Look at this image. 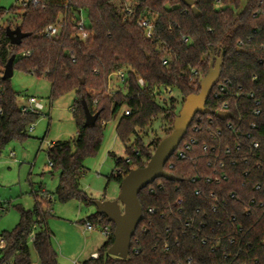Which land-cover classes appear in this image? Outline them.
I'll return each instance as SVG.
<instances>
[{"label": "trees", "instance_id": "obj_1", "mask_svg": "<svg viewBox=\"0 0 264 264\" xmlns=\"http://www.w3.org/2000/svg\"><path fill=\"white\" fill-rule=\"evenodd\" d=\"M240 5L241 0H193L191 6L180 0H38L11 7L6 20L0 5V155L11 142L28 138V128L43 115L22 113L18 92L10 79L2 78L14 55V71L49 81L51 100L74 96L75 137L55 141L46 151L51 173H58L52 195L61 202L93 205L80 179L85 158L100 148L107 121L123 107L130 111L121 113L115 125L124 157L109 152L115 170L106 180L120 185L131 169L146 165L173 128L178 102L170 97L167 104L160 103L162 90H177L183 103L199 92L213 55L222 59L220 77L205 104L210 112L193 118L178 147L184 157L174 153L164 167L176 179L158 178L138 195L143 218L128 256L108 253L114 225L95 211L82 222L107 225L110 234L97 258L81 264H264V0ZM79 12L87 18L86 39L69 28ZM140 17L152 21L151 38L136 26ZM59 22L64 29L46 37L45 28ZM6 28L29 35L13 45ZM119 68L128 69L126 83L108 91V75ZM83 102L97 114L93 125L85 124ZM224 109L232 116L223 120L216 112ZM158 116L165 125L163 135L146 145L138 131ZM51 215L48 194H35L31 209L20 208L18 223L0 235V264H32L29 242L38 264H58L47 226Z\"/></svg>", "mask_w": 264, "mask_h": 264}, {"label": "rangeland", "instance_id": "obj_2", "mask_svg": "<svg viewBox=\"0 0 264 264\" xmlns=\"http://www.w3.org/2000/svg\"><path fill=\"white\" fill-rule=\"evenodd\" d=\"M26 0H0L6 10L2 20L10 18L8 10L19 7ZM247 0H241V7ZM218 4L216 7H219ZM87 24L84 12L81 13ZM11 88L18 92V104L23 97L33 95L43 104V115L31 126L29 137L23 141L11 142L0 155V235L11 231L19 221L20 208L31 209L34 196L48 194L52 197V215L47 219V226L52 232L51 242L57 252L59 264H81L90 257L91 252L98 251L106 240L99 228L87 230L85 222H81L95 212V206L79 203L76 200L61 202L53 195L58 183V173H51L47 148L51 142L72 140L76 135V125L72 117L73 93L56 100H51V87L45 78L15 70L10 78ZM117 87H113V91ZM162 97L164 99H162ZM177 100L178 110L182 106V96L177 90L163 92L158 100L167 104L168 99ZM164 100V101H163ZM107 121L102 135L99 150L84 160L85 173L80 179L81 187L93 199H115L119 193V184L106 177L115 170V162L109 152L116 157H124V146L118 139L115 125L121 113ZM165 125L162 116L143 132L139 137L148 145L154 136H162ZM32 264H38V258L31 242L28 243Z\"/></svg>", "mask_w": 264, "mask_h": 264}, {"label": "water", "instance_id": "obj_3", "mask_svg": "<svg viewBox=\"0 0 264 264\" xmlns=\"http://www.w3.org/2000/svg\"><path fill=\"white\" fill-rule=\"evenodd\" d=\"M180 1L188 6L193 4V0ZM192 10L195 14H198L195 8ZM6 34L13 45L20 44L21 40L29 35V33H24L19 28H6ZM14 58L15 56L12 55L5 64L2 73L3 79H10L13 76ZM221 64V56L213 55L207 73L200 80L199 92L189 94L185 97L178 115L173 121L171 132L160 140L145 166L131 169L122 178L117 197L112 200H93L96 211L105 215L108 221L114 225L113 242L108 249L109 254L120 258H126L128 256L131 239L135 234L139 222L143 218L142 207L138 199L141 190L158 178L171 181L176 179L164 167L178 148L193 118L197 114L210 112L205 104L210 90L220 77ZM83 109L85 113V124L93 125L96 122L97 114H92L85 102H83ZM216 116L224 120L230 118L232 115L228 111H218Z\"/></svg>", "mask_w": 264, "mask_h": 264}, {"label": "built area", "instance_id": "obj_4", "mask_svg": "<svg viewBox=\"0 0 264 264\" xmlns=\"http://www.w3.org/2000/svg\"><path fill=\"white\" fill-rule=\"evenodd\" d=\"M37 4L38 3V0H26V1H23L22 2V6H26L27 4ZM136 26L140 29H142L144 31V34H145V37L146 38H151L152 37V34H153V24H152V21L147 18V17H140L136 20L135 22ZM87 27V24L83 21L82 17H81V13L79 12L78 13V17L73 20V24L70 25V30L74 33H76L80 39H86L88 37V31L86 29ZM64 29V24L62 22H59V23H56V24H50L48 25L45 30H44V34L46 37L50 38V37H55L57 36L61 30ZM163 63L165 64L166 63V60H163ZM127 72H128V69L127 68H119L115 71H113L112 73H110L108 75V78H107V88H108V91H111L113 90V87H118V86H122L126 83V79H127ZM192 75L193 76H196L198 75V72L197 71H193L192 72ZM137 82L140 86L144 85V80L142 78H138L137 79ZM172 89L171 88H164L163 89V92H171ZM223 91V87H219V90L217 92H215V96H217L219 94V92ZM252 95V94H251ZM162 99H164L162 97ZM255 104L256 105H259L260 104V101L256 100L255 101ZM226 107V106H224ZM19 109L22 113H28V112H32V111H43L44 109V104L35 96L33 95H29V96H26L24 98V103L22 105H19ZM220 111H227L226 109L224 110H220ZM130 113L129 109H125L124 110V114L125 115H128ZM217 113V112H216ZM255 114H259V109H256L254 111ZM32 126H30L28 128V131H31L32 130ZM182 141V140H181ZM192 142V141H191ZM253 146L254 147H257L258 144L256 142L253 143ZM179 147V146H178ZM184 148L186 150H189L190 149V145L189 144H184ZM227 151H229L227 149ZM174 153H177V155L181 158L184 157V150L182 149H179L178 148L175 150ZM173 153V154H174ZM49 166L51 167L52 166V163L49 161ZM256 189H259L260 188V185H257L255 187ZM152 191V190H150ZM176 205L179 204V201H177L175 203ZM149 212H153L152 209H149ZM85 228L87 230H92V229H97L99 228L101 233L105 236V239L109 236L110 234V228L109 226L105 225V226H94L91 222L89 221H86L85 222ZM3 245V241L0 240V246ZM98 254L97 253H92L90 255V258H97Z\"/></svg>", "mask_w": 264, "mask_h": 264}, {"label": "crops", "instance_id": "obj_5", "mask_svg": "<svg viewBox=\"0 0 264 264\" xmlns=\"http://www.w3.org/2000/svg\"><path fill=\"white\" fill-rule=\"evenodd\" d=\"M25 97H26V96H25ZM25 97H23V98H25ZM23 103H24V100H23L22 102H20L18 105H22ZM71 109H72V108H71ZM43 110H44V109H43ZM52 143H54V142H51V144H52ZM100 200H101V199H100ZM102 200H104V199H102ZM95 211H96V209H95ZM82 221H83V220H82ZM82 221H81V222H82ZM51 236H52V232H51ZM103 243H104V242H103ZM92 253H97V251H95V252H91L90 255H91ZM89 258H90V257H89ZM87 259H88V258H87ZM58 264H59V263H58Z\"/></svg>", "mask_w": 264, "mask_h": 264}]
</instances>
